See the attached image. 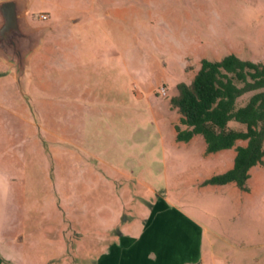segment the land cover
<instances>
[{"label": "rangeland", "instance_id": "374dc122", "mask_svg": "<svg viewBox=\"0 0 264 264\" xmlns=\"http://www.w3.org/2000/svg\"><path fill=\"white\" fill-rule=\"evenodd\" d=\"M23 1L43 35L19 84L1 82V264H100L162 212L198 225L193 264H264V160L247 192L203 185L234 149L177 143L171 104L203 59L264 61V0Z\"/></svg>", "mask_w": 264, "mask_h": 264}, {"label": "trees", "instance_id": "16d2710c", "mask_svg": "<svg viewBox=\"0 0 264 264\" xmlns=\"http://www.w3.org/2000/svg\"><path fill=\"white\" fill-rule=\"evenodd\" d=\"M246 95L248 99L240 104ZM171 104L179 115L174 126L177 143L201 136L206 154L235 151L233 166L203 185L233 184L247 192L250 170L264 160V61L253 63L235 54L203 59L192 82L178 86ZM229 122L243 128H229ZM238 142L245 145L238 146Z\"/></svg>", "mask_w": 264, "mask_h": 264}, {"label": "crops", "instance_id": "0c3cea01", "mask_svg": "<svg viewBox=\"0 0 264 264\" xmlns=\"http://www.w3.org/2000/svg\"><path fill=\"white\" fill-rule=\"evenodd\" d=\"M24 9V23L26 22L28 25H25V27L31 30L40 29L32 26L28 22L26 17L27 8L25 5ZM39 47L40 44L29 57L27 68H30L31 61L37 50H39ZM4 74L6 76H3ZM5 79L6 82H12L13 84H19L20 82L13 65L0 54V91H2L3 86L1 82ZM0 109H2L1 104ZM200 137L201 136H195L189 142H201L199 139ZM255 167L250 170V177ZM6 179L7 178H4L2 170L0 169V219L3 217V198L9 194V190L5 187L8 183ZM156 216L154 225L148 222L138 237L131 236L130 234L122 235L119 238L112 236L110 238V245H108L109 251L100 264H193L200 256L202 249L199 227L195 221L184 215L182 218L189 224H187L188 229L184 230L181 226L179 228H174L177 218L174 223L171 219L164 217L163 212ZM132 225L133 223H128L125 225V228L129 230ZM2 261L3 260L0 258V264Z\"/></svg>", "mask_w": 264, "mask_h": 264}, {"label": "water", "instance_id": "95a60500", "mask_svg": "<svg viewBox=\"0 0 264 264\" xmlns=\"http://www.w3.org/2000/svg\"><path fill=\"white\" fill-rule=\"evenodd\" d=\"M24 12L23 0L0 2V54L13 65L20 81L42 35L40 29L25 27Z\"/></svg>", "mask_w": 264, "mask_h": 264}, {"label": "built area", "instance_id": "2783aa9c", "mask_svg": "<svg viewBox=\"0 0 264 264\" xmlns=\"http://www.w3.org/2000/svg\"><path fill=\"white\" fill-rule=\"evenodd\" d=\"M40 18L43 19V20H45V19H46V16H45V15H41ZM160 92H161L163 95H165V91H164L163 89H162Z\"/></svg>", "mask_w": 264, "mask_h": 264}]
</instances>
